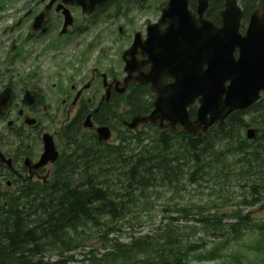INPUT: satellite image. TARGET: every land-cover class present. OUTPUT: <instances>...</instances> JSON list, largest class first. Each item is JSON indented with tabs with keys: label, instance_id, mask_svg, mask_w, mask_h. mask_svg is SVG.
Instances as JSON below:
<instances>
[{
	"label": "trees",
	"instance_id": "trees-1",
	"mask_svg": "<svg viewBox=\"0 0 264 264\" xmlns=\"http://www.w3.org/2000/svg\"><path fill=\"white\" fill-rule=\"evenodd\" d=\"M212 7H217L220 0H210ZM243 19L247 20L251 11L262 0H239ZM136 99V101H135ZM135 104L132 111H140L144 105L139 104V97L133 98ZM264 113V108L260 109ZM75 122L69 127L76 128ZM242 122L237 119L230 122L227 129L215 133L207 139L186 138L180 140L181 147L168 137L160 135L153 138L150 145H142L138 138L129 139L121 137L119 147L106 146L96 141H90L81 147V153L76 154L77 159L66 170L58 171L54 176V183L44 186H35L29 183L21 186L12 195L0 194V264H34L33 259L41 258L42 254L53 251L61 255L63 251L78 246L74 238L88 223H97L98 216L110 209L122 207L124 198L119 197L117 203L110 201L106 166L115 167L116 161L126 166V182L128 189L123 197L132 193L135 197L142 195L148 184V179L163 181L168 173L174 177L180 175L188 184L197 183L198 179L206 182L211 174L219 179H229L234 172L226 170L223 166L216 167L209 157L213 155V142L215 138H227L230 131L236 127V136L240 131ZM259 136L253 142L239 141L237 154H242L243 168L257 169L264 175V119L257 125ZM233 141L232 138H230ZM230 141V142H231ZM229 143V142H228ZM226 147V145L224 146ZM229 149V147H228ZM212 153V154H211ZM225 151H221L224 155ZM215 155V154H214ZM184 156L186 162L181 164L179 157ZM205 167V169L202 167ZM213 168V170L211 169ZM175 169V170H174ZM106 173V172H105ZM183 175V176H181ZM241 176V173L237 174ZM77 177L78 182L71 186ZM250 189L255 191L264 188V176H254ZM178 183V178L175 179ZM216 184H214V187ZM258 190V191H259ZM138 193V194H137ZM250 204V202H248ZM184 209H180L182 211ZM205 223L213 224L206 218ZM83 232V230L81 231ZM171 235L165 234L162 236ZM168 249L154 242H147L138 247L133 244L123 247L117 243L111 245V250L92 264H134L131 262L137 253L147 249V258L142 264H192L191 247L179 248L175 238L166 237ZM229 264H242L234 255L226 257ZM214 259L210 256V260ZM260 263L264 264L263 261ZM141 264V263H135ZM254 264V263H252Z\"/></svg>",
	"mask_w": 264,
	"mask_h": 264
},
{
	"label": "water",
	"instance_id": "water-1",
	"mask_svg": "<svg viewBox=\"0 0 264 264\" xmlns=\"http://www.w3.org/2000/svg\"><path fill=\"white\" fill-rule=\"evenodd\" d=\"M104 1L62 0L67 5L81 6L87 13ZM170 4L171 7L165 9L161 16V22L168 25L162 33V38L167 42L156 48L152 47L159 50L160 54L151 56L153 71L147 78L153 91L157 93L154 111L147 118H134L131 127H135L138 120L153 124L165 120L171 125L179 123L189 132L196 133L197 128L205 131L232 111L253 104L264 90V1L251 15L245 36H240L239 9L235 0H225L224 10L220 14L222 28L215 29L211 26L209 35L202 29L198 31L199 35L196 37L202 51L195 54L191 61L181 56L164 59L169 45H172L170 41L175 36L186 35L188 28L189 31L191 29L186 18V0H171ZM172 17L178 21L177 24L170 21ZM204 36L209 37L207 42L204 41ZM235 48L239 52L236 60L232 56ZM204 66L206 70L202 69ZM158 73L161 76H157ZM164 77H170L174 82L165 85ZM225 82L229 84L225 86ZM168 91L173 93L160 98L161 92ZM197 97H200L199 109L195 122L197 125L194 126L187 119L186 107Z\"/></svg>",
	"mask_w": 264,
	"mask_h": 264
},
{
	"label": "rangeland",
	"instance_id": "rangeland-1",
	"mask_svg": "<svg viewBox=\"0 0 264 264\" xmlns=\"http://www.w3.org/2000/svg\"><path fill=\"white\" fill-rule=\"evenodd\" d=\"M37 1L38 0H24L22 1V3H20V1L14 2V0H0V47H2L0 49V54L1 53H3V55L5 54L6 50L4 49V47L9 46V44H11L10 42L11 40L18 41L17 42L18 45L21 44V41L23 42L22 35L25 32L26 24L21 23L20 24L21 26L15 24L17 22L18 16L20 15L19 14L20 10L18 8L32 6L34 4H37L36 3ZM158 1H159L158 3H160L163 0H158ZM74 14L77 15L75 11ZM59 27L60 26H58V28ZM21 47H22V51L27 53L30 45L29 47L27 46L25 49L23 48V45H21ZM34 47L35 49L33 50V53H35L36 50L38 52V50L40 49L39 46L37 45ZM46 59L44 61H46ZM29 61L30 60H26L23 63V65H20V63L13 64L12 69L14 71H18V69H24V67L22 66L25 65L26 69L30 68L29 70H33V69L37 71L39 70L40 73H44L45 76L49 75V73H51V75L59 74V76L56 77L59 78L58 80L56 79V83L58 84L59 82L64 83L66 73L61 72L59 70L57 71V69H53V67L48 64L47 66L45 65L46 67L44 68V63L36 59V57H34L31 60V62L33 61V63H30ZM60 64L61 62H59V65ZM49 79L50 81L53 80L52 78ZM50 83L51 82L47 83L48 87H51ZM47 103L51 105V107L56 103V94L51 88L47 90ZM234 191L235 189L233 188V189H229V192L226 193V195L229 198L233 199L232 201H234V199L237 197ZM164 198L168 199L167 196ZM205 200L206 198L198 194L194 187H189L186 194H181L179 196L175 195L171 202L174 204H178V203L182 204L183 202H188L189 204L192 205H198L203 203ZM218 203L222 206L221 201ZM213 205L215 206L216 209L210 211V213H214L213 211H217L218 213H220L222 208L217 209V202H215ZM164 209H165L164 206L160 202H158V204L153 205L152 208H149L147 211L140 213L139 218L133 221L132 225H134V227L130 228L127 225H121L119 226L118 231L110 232L108 234V239H112L116 237L122 242H128L130 240V236L137 237L146 234L150 235L160 224L161 217L165 216L173 220L175 219L173 221V225L180 232H186V233H188V231L192 232V235L187 237L186 241L193 244L194 246L200 247L201 249L210 250L217 243L218 241L217 239L210 236H206L201 231H196V229L199 228V224L197 223L196 216L191 215L188 216L187 218H184L182 214L170 213L168 211H165ZM233 209H234V205L229 204L223 210L227 212H231ZM252 211H253L252 216L256 218H264V206L261 208H255ZM90 238H91L90 240L88 241L86 240L87 247H85V249L83 250L78 249L72 252L71 256L73 261L68 262L66 264H82V261L84 259V253L91 248L98 249V251L101 252V245H102L101 239L98 237L93 238V235L90 236ZM240 250L241 251L239 252V255L241 256L242 261H245L246 257L254 261H257L256 256L254 255V253H252V247L246 246L241 248ZM46 254H50V253H46ZM49 258L50 256L43 258V262L52 263L54 261V258L51 259ZM199 264H227V261L218 260L212 263H199Z\"/></svg>",
	"mask_w": 264,
	"mask_h": 264
},
{
	"label": "flooded vegetation",
	"instance_id": "flooded-vegetation-1",
	"mask_svg": "<svg viewBox=\"0 0 264 264\" xmlns=\"http://www.w3.org/2000/svg\"><path fill=\"white\" fill-rule=\"evenodd\" d=\"M93 50H95V54L97 52L103 54L104 52V48H102V45L99 43L90 45V48H85V51L88 53H91ZM112 50L113 49H108V52L110 53ZM91 58H94V56ZM117 60V57H115V61H112L99 75H96V70L99 68V66H101L103 59L100 58V64H98V61L94 60V66L89 70V84L86 90L78 94H76V91H74V94L70 98L61 99L62 104L68 106L69 111L72 109L77 110L75 117L72 119L73 122L81 124L83 118L86 116H90L93 122H98L101 118L102 121H109L110 117L109 115L104 117V111L118 110L120 106L119 95H127L126 98L129 104L132 103L133 98L136 97V91L138 88L135 85L133 79L128 80L124 85L121 83L123 76L120 72V66ZM83 72H85V70ZM20 80L21 82L23 81L22 79ZM17 82L18 81L15 80V77H8L7 72L0 71V93L5 88L9 89V104L6 110H3L0 113V146L2 144L6 145L4 135L7 133V124H9L10 121L7 119V117L10 113V109L13 106L18 110L17 114H23V116L27 115L28 113L29 116L34 117L39 113L42 97L38 83L35 85L30 83L28 84L27 88H17ZM70 89L73 90L74 86H70ZM103 90H108V96L106 100H103L104 98L102 97ZM121 90L124 92L120 94ZM25 91L30 93V99L32 103L29 106L21 107V99ZM14 119L18 120L17 117ZM4 153L6 154V157L4 158L8 159L6 149ZM25 158L29 159L30 161L32 160L30 154H28ZM9 159L11 160V165L15 166L16 168L13 170V172L17 176H19L18 171H20V167H24L25 173L27 175L38 179L40 177L39 171L44 169L34 168L31 163H29V167H25L24 163L22 164L20 161L18 151L13 153L12 156H9ZM6 171V163L4 160L0 159V179L4 178Z\"/></svg>",
	"mask_w": 264,
	"mask_h": 264
}]
</instances>
